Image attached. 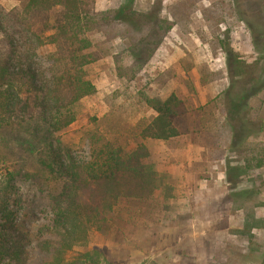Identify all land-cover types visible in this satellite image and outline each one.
I'll list each match as a JSON object with an SVG mask.
<instances>
[{
    "label": "rangeland",
    "instance_id": "obj_1",
    "mask_svg": "<svg viewBox=\"0 0 264 264\" xmlns=\"http://www.w3.org/2000/svg\"><path fill=\"white\" fill-rule=\"evenodd\" d=\"M24 2L0 0V6L10 10ZM122 3L96 0V9L116 10ZM135 9L156 15L158 21L151 25L142 20L140 31L119 24L89 34L91 52L99 60L87 68V79L97 92L81 101L76 122L57 138L62 151L84 163L102 146L130 152L144 144L149 151L146 170L158 177L159 187L154 192L126 191L108 215L106 229H93L88 248H76L68 259L100 250V264H264V168L256 169V159L264 158V125L234 151L237 139L231 128L239 120L229 99L244 92L241 64L257 63L264 71L255 20L264 12V0H136ZM168 23L173 24L168 34L158 29ZM162 36L156 46L139 44ZM52 52L49 46L40 55ZM140 92L161 100L176 94L185 102L189 114L178 123V138H139L156 116ZM246 105L241 107L248 110L245 118L264 124V90ZM6 138L0 131V205L9 207L14 224L26 233L25 264H40L44 256L38 245L54 239V197L64 183L35 178L34 152ZM239 168L245 172L241 178ZM6 169L14 178L9 180ZM181 212L188 214L179 216ZM229 217L232 222H220ZM202 218L209 222L202 224ZM249 225L257 227L251 234ZM180 228L189 236L180 238Z\"/></svg>",
    "mask_w": 264,
    "mask_h": 264
},
{
    "label": "trees",
    "instance_id": "obj_2",
    "mask_svg": "<svg viewBox=\"0 0 264 264\" xmlns=\"http://www.w3.org/2000/svg\"><path fill=\"white\" fill-rule=\"evenodd\" d=\"M121 1L118 9L103 12L97 11L96 0H25L10 10L0 6V131L6 134V142L27 145L34 152L35 178L64 183L62 193L54 197L55 220L51 229L54 239L38 245L44 256L40 264H100L103 258L100 250L78 254L71 260L68 255L76 248H88L93 229H106L108 215L126 196V191L154 192L159 187L158 177H151L146 170L144 161L149 158V151L144 144L130 152L102 146L93 153L91 162L84 163L62 151L57 138L76 122V109L81 101L97 92L87 79V68L99 60L91 52L93 43L89 34L104 33L105 27L119 24L140 31L142 20L150 21L151 25L158 21L156 15L138 12L136 0ZM160 4L156 6L158 11ZM255 20L259 23L264 50V12H259ZM167 25L168 28L159 25L158 29L168 34L173 24ZM163 36L161 40L141 39L139 44L146 43V48L156 46ZM49 46L54 47V52L41 56L40 51ZM41 61L48 65L45 67ZM257 66V63L250 67L241 64L239 76H244L246 82L244 92L233 94V100L229 96L230 103L235 104L233 115L236 113L239 120V125L231 128L237 139L234 151L241 149L251 135L263 130L264 124L246 119L248 110L241 109L248 107V98L264 90V71ZM255 68L258 72L253 73ZM253 74L256 76L252 77ZM249 84L251 92L247 89ZM139 96L156 113L141 129L139 138L160 142L178 138V123L189 114L185 102L176 94L165 100L144 92ZM256 163V169L264 168V158L256 159ZM242 169H235L239 178L245 175ZM6 172L9 180L14 178L9 169ZM232 182L229 180V184ZM0 215L4 221L0 226V264H25L26 233L19 231L14 224L15 216L5 204L0 205ZM222 222L228 224V219ZM256 228L249 225L246 229L251 234ZM233 232L243 235L236 229Z\"/></svg>",
    "mask_w": 264,
    "mask_h": 264
},
{
    "label": "crops",
    "instance_id": "obj_3",
    "mask_svg": "<svg viewBox=\"0 0 264 264\" xmlns=\"http://www.w3.org/2000/svg\"><path fill=\"white\" fill-rule=\"evenodd\" d=\"M8 1H10V0H8ZM13 3H17V0H13ZM16 6H17V4H15ZM7 6V5H6ZM14 6V5H13ZM15 7V6H14ZM13 7V8H14ZM12 9V8H11ZM115 10V9H114ZM171 31V30H170ZM189 213H190V211H189ZM187 214H188V212H181V214H179V216H187ZM199 215H201V214H199ZM174 217H175V215H173ZM234 217V216H233ZM189 218V217H188ZM224 220V218H221L220 219V222H222ZM231 220H230V217L228 218V222H230ZM233 221L235 222L236 220H234L233 219ZM191 222V220L189 219V220H186V223H190ZM199 222H201L202 224H206V223H208L209 221L208 220H205L204 218H202V219H199ZM232 222V221H231ZM178 231V230H177ZM180 232V233H179ZM179 232H178V234L177 235H179V237L180 238H182V237H184V236H189L188 234H186L185 232H183V229H181L180 228V230H179ZM180 234H182L181 236H180ZM178 237V238H179Z\"/></svg>",
    "mask_w": 264,
    "mask_h": 264
}]
</instances>
